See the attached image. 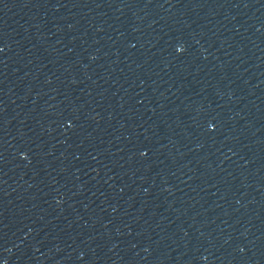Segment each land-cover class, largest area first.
<instances>
[{"label": "water", "instance_id": "water-1", "mask_svg": "<svg viewBox=\"0 0 264 264\" xmlns=\"http://www.w3.org/2000/svg\"><path fill=\"white\" fill-rule=\"evenodd\" d=\"M0 264H264V0H0Z\"/></svg>", "mask_w": 264, "mask_h": 264}]
</instances>
